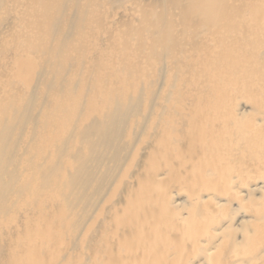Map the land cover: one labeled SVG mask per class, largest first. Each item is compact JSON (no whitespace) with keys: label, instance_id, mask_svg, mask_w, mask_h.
I'll return each mask as SVG.
<instances>
[{"label":"bare ground","instance_id":"bare-ground-1","mask_svg":"<svg viewBox=\"0 0 264 264\" xmlns=\"http://www.w3.org/2000/svg\"><path fill=\"white\" fill-rule=\"evenodd\" d=\"M188 255L264 264V0H0V264Z\"/></svg>","mask_w":264,"mask_h":264},{"label":"rangeland","instance_id":"rangeland-1","mask_svg":"<svg viewBox=\"0 0 264 264\" xmlns=\"http://www.w3.org/2000/svg\"><path fill=\"white\" fill-rule=\"evenodd\" d=\"M124 5L129 6L128 3H125ZM179 191H180V194H179L180 197H179V198H181L182 200L185 199V197H186V192L183 191V190H179ZM176 199H177V196H174V199H172V205H173V206H175V205H174V200H176ZM181 206H184V205H181ZM241 214H244V216H241ZM248 214H249V213L245 212L243 209H239V210L237 211V214H236V213H230V212L226 213V215L224 216L225 219L223 220L222 223H226V224H228L227 221L230 220V219H232V225H231L230 227H228V228L225 230L226 234L230 235L229 238H228V237L225 238L226 241H230V239H231V240H235V241H239V240L241 239V235H242V231H241V230H242V228H243V230H244V226H241V225L239 224L238 220L249 218L250 216H249ZM246 215H248V216H246ZM183 216H185V214H183ZM238 217H240V218L236 221V219H237ZM226 224H225V225H226ZM225 225H224V227H225ZM210 231H213V230L210 229ZM215 240H217V238L214 239V240L212 241V243H211L212 246H213V242H214ZM205 243H206V242H205ZM215 243H216V242H215ZM80 251H81V250H80V245H79V251H78V254H79V255H81V252H80ZM188 259H189V260H192V263H193V264H198L199 261L202 260L201 256L195 258V257H191L190 255H188Z\"/></svg>","mask_w":264,"mask_h":264}]
</instances>
